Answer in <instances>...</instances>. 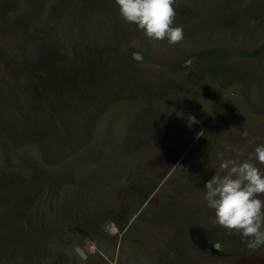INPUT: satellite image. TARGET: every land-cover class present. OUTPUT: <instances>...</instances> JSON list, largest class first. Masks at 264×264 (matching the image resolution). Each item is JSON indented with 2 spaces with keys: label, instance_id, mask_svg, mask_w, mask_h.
I'll list each match as a JSON object with an SVG mask.
<instances>
[{
  "label": "rangeland",
  "instance_id": "obj_1",
  "mask_svg": "<svg viewBox=\"0 0 264 264\" xmlns=\"http://www.w3.org/2000/svg\"><path fill=\"white\" fill-rule=\"evenodd\" d=\"M174 9L170 45L115 0H0V264H264L203 201L264 144V0Z\"/></svg>",
  "mask_w": 264,
  "mask_h": 264
},
{
  "label": "clouds",
  "instance_id": "obj_2",
  "mask_svg": "<svg viewBox=\"0 0 264 264\" xmlns=\"http://www.w3.org/2000/svg\"><path fill=\"white\" fill-rule=\"evenodd\" d=\"M115 4L124 22L149 40L167 39L170 45L184 40L183 27L175 24V0H115ZM228 150L235 151L231 145ZM218 159L220 173L204 183L203 201L213 211L215 223L241 236L248 249L264 248V169L258 166L264 165V144L243 160L225 159L222 153Z\"/></svg>",
  "mask_w": 264,
  "mask_h": 264
},
{
  "label": "water",
  "instance_id": "obj_3",
  "mask_svg": "<svg viewBox=\"0 0 264 264\" xmlns=\"http://www.w3.org/2000/svg\"><path fill=\"white\" fill-rule=\"evenodd\" d=\"M74 250L77 253V255L80 256L82 259L87 258V255L84 253V251L80 247H75Z\"/></svg>",
  "mask_w": 264,
  "mask_h": 264
}]
</instances>
